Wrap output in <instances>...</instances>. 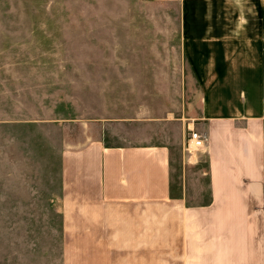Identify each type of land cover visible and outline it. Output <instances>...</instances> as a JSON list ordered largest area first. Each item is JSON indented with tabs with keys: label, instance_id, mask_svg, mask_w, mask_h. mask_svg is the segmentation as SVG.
<instances>
[{
	"label": "crops",
	"instance_id": "1",
	"mask_svg": "<svg viewBox=\"0 0 264 264\" xmlns=\"http://www.w3.org/2000/svg\"><path fill=\"white\" fill-rule=\"evenodd\" d=\"M157 1L197 4L181 12L175 82L197 85L198 109L164 126L205 131L207 144L177 161L164 138L95 123L63 148L48 188L60 264H264V0Z\"/></svg>",
	"mask_w": 264,
	"mask_h": 264
},
{
	"label": "rangeland",
	"instance_id": "2",
	"mask_svg": "<svg viewBox=\"0 0 264 264\" xmlns=\"http://www.w3.org/2000/svg\"><path fill=\"white\" fill-rule=\"evenodd\" d=\"M196 7L0 0V264H60L49 184L61 150L100 133L99 124L116 123L130 142L164 138L177 161L188 158L187 129L164 120L198 109L197 85L175 82L181 12Z\"/></svg>",
	"mask_w": 264,
	"mask_h": 264
},
{
	"label": "built area",
	"instance_id": "3",
	"mask_svg": "<svg viewBox=\"0 0 264 264\" xmlns=\"http://www.w3.org/2000/svg\"><path fill=\"white\" fill-rule=\"evenodd\" d=\"M207 144V134L205 131H198L193 128H188L185 137V150L191 154L205 147Z\"/></svg>",
	"mask_w": 264,
	"mask_h": 264
}]
</instances>
